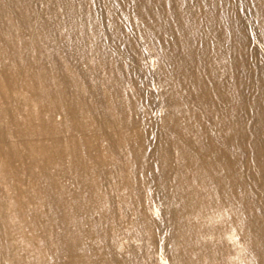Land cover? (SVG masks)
Returning <instances> with one entry per match:
<instances>
[{"label":"bare ground","instance_id":"obj_1","mask_svg":"<svg viewBox=\"0 0 264 264\" xmlns=\"http://www.w3.org/2000/svg\"><path fill=\"white\" fill-rule=\"evenodd\" d=\"M0 264H264V0H0Z\"/></svg>","mask_w":264,"mask_h":264},{"label":"rangeland","instance_id":"obj_2","mask_svg":"<svg viewBox=\"0 0 264 264\" xmlns=\"http://www.w3.org/2000/svg\"><path fill=\"white\" fill-rule=\"evenodd\" d=\"M257 44V43H256Z\"/></svg>","mask_w":264,"mask_h":264}]
</instances>
